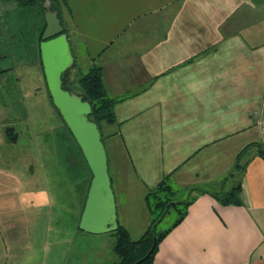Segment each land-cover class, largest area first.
<instances>
[{
    "label": "crops",
    "instance_id": "crops-1",
    "mask_svg": "<svg viewBox=\"0 0 264 264\" xmlns=\"http://www.w3.org/2000/svg\"><path fill=\"white\" fill-rule=\"evenodd\" d=\"M38 5L0 0L8 37L0 41V264H27L35 235L42 227L51 238L55 217L79 223L92 179L49 94ZM56 8L75 59L69 83L76 90L82 73L100 67L117 101L115 121L100 130L118 223L140 239L153 220L147 196L168 179L173 199L193 201L153 264H264V0H66ZM29 30L35 36L25 40ZM242 152L245 168L234 172ZM238 181L240 205L212 195Z\"/></svg>",
    "mask_w": 264,
    "mask_h": 264
},
{
    "label": "water",
    "instance_id": "water-1",
    "mask_svg": "<svg viewBox=\"0 0 264 264\" xmlns=\"http://www.w3.org/2000/svg\"><path fill=\"white\" fill-rule=\"evenodd\" d=\"M44 3L45 29L40 51L49 94L92 173L79 230L91 235L115 232L118 229L117 204L102 133L98 124L90 119L91 104L82 95L64 87L66 74L75 65V59L59 12L52 9L51 0ZM156 244L157 237H154L150 253Z\"/></svg>",
    "mask_w": 264,
    "mask_h": 264
},
{
    "label": "trees",
    "instance_id": "trees-1",
    "mask_svg": "<svg viewBox=\"0 0 264 264\" xmlns=\"http://www.w3.org/2000/svg\"><path fill=\"white\" fill-rule=\"evenodd\" d=\"M43 1L44 0H19V3L23 6H32L38 3L42 4ZM65 1L66 0H51L52 9L58 11L56 6H59L61 2ZM44 29L45 23L40 32V43L42 42ZM71 69L66 74L64 87L69 89L70 91L77 93L75 91V88L71 86V83H69L68 75ZM77 84V89L80 91V93L77 94L82 95L84 97V100L88 101L92 106L93 112L90 116V119L98 124L99 127L102 122H114V106L117 101L110 98L108 95L106 86L104 84L102 69L95 66L89 71L82 73ZM261 153L262 156H264L263 149ZM244 154L245 153L242 152L238 156L237 163L234 167V172H240L244 170V164L241 165L240 163L243 159ZM233 174L234 173L232 172L228 176V178L224 180V182L229 181V179L233 177ZM167 180L168 179L162 181V183L155 190L151 191L147 196V201L153 216V220L148 230L140 239L132 240L128 231L118 223V229L113 232V234L117 237V242L114 246V252L118 256L119 260L114 264H136L139 261V264H153L160 242L172 230V228L177 226L185 218L188 212V208L193 199L191 198L189 200H183L181 202L174 201L173 195H175V191ZM198 190H200L201 192H206L203 189ZM241 191L242 186L238 181L230 191L223 190L221 192H213L212 195L224 204L240 205ZM172 207L179 212V217L176 219L171 228L163 232H158L157 226L159 222L162 221V217L166 215ZM154 237H157V244L154 247L153 251L150 253L154 245ZM147 255L148 257L145 258Z\"/></svg>",
    "mask_w": 264,
    "mask_h": 264
},
{
    "label": "rangeland",
    "instance_id": "rangeland-1",
    "mask_svg": "<svg viewBox=\"0 0 264 264\" xmlns=\"http://www.w3.org/2000/svg\"><path fill=\"white\" fill-rule=\"evenodd\" d=\"M44 4L43 1L41 5L37 6L38 13L41 16L44 15L42 14L44 11ZM33 21L34 19H30L29 27ZM41 28L42 27H40V32ZM34 36L35 33L29 30L26 33L25 40L33 39ZM6 39H8L7 35H3L2 32H0V41ZM4 45H6V43H4ZM2 48H5V50L7 48V51L10 52L8 47L3 46ZM29 50L30 54H27L32 58L34 50L32 48ZM71 86L74 87L73 84H71ZM262 149L264 150V146ZM178 200L179 199H176L175 197L174 201ZM178 217L179 212L172 207L163 217L162 221L159 222L157 226L158 232H163L171 228ZM78 226L79 223L73 214H66L61 220L55 217L54 222L52 223V231L54 233L52 237L48 238L46 232L41 230V227V229L38 230L37 235L34 237L35 244H33L32 250L35 253L33 252L30 255L31 259H27L26 257L24 261L27 262V264H44L47 260V264H58L60 260L64 259L65 264H112L119 260L113 250L116 243V236L113 232L103 234L102 236H90L91 234H84V232H81L78 229ZM58 233L61 234V240L59 239L60 235H58ZM48 244L49 247L47 250ZM55 246L60 250L59 253L54 252L56 248ZM7 260L11 263L9 259Z\"/></svg>",
    "mask_w": 264,
    "mask_h": 264
}]
</instances>
